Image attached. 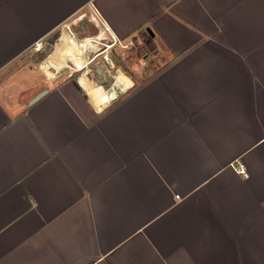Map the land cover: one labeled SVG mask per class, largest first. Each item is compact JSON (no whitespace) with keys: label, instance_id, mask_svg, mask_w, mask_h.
Wrapping results in <instances>:
<instances>
[{"label":"crops","instance_id":"crops-1","mask_svg":"<svg viewBox=\"0 0 264 264\" xmlns=\"http://www.w3.org/2000/svg\"><path fill=\"white\" fill-rule=\"evenodd\" d=\"M0 264H264V0H0Z\"/></svg>","mask_w":264,"mask_h":264},{"label":"rangeland","instance_id":"rangeland-1","mask_svg":"<svg viewBox=\"0 0 264 264\" xmlns=\"http://www.w3.org/2000/svg\"><path fill=\"white\" fill-rule=\"evenodd\" d=\"M63 34H65V33H62V35ZM52 58V57H51ZM53 58H56L57 60H60V59H58L57 57H53ZM68 58H70V59H68ZM69 60V61H68ZM64 62V61H63ZM87 62V59L85 58V56H84V52H83V50H82V48H79L78 49V51L77 52H75L74 54H71V55H69V57H67V59H66V63H64V64H62V63H59V65H60V68L62 67H81L83 64H85ZM62 64V65H61ZM68 64H69V66H68ZM59 67V66H58ZM49 74V73H48ZM85 75H86V73H84ZM88 74V73H87ZM87 76V75H86ZM122 76L123 75H121V74H117V76H115L116 77V80H118V79H122ZM82 77V76H81ZM94 81L95 80H97V79H95V77L92 75V76H90ZM118 78V79H117ZM81 79V78H80ZM108 79V80H107ZM105 81H106V83L103 85L104 86V88H107L108 87V85H110V83H111V81H113L112 80V77H108ZM115 80V81H116ZM108 82H110V83H108ZM112 84V83H111Z\"/></svg>","mask_w":264,"mask_h":264},{"label":"built area","instance_id":"built-area-1","mask_svg":"<svg viewBox=\"0 0 264 264\" xmlns=\"http://www.w3.org/2000/svg\"><path fill=\"white\" fill-rule=\"evenodd\" d=\"M103 28H104V31H106V32H108L109 33V37H110V39H111V43H110V45H108V47H112L115 43H116V40H115V37L112 35V34H110V31H109V28L107 27V26H103ZM37 49H39V47L37 46L36 47ZM105 58V57H104ZM106 59V58H105ZM238 170L239 171H241V172H243V175H245L244 174V167L242 166V165H239L238 166Z\"/></svg>","mask_w":264,"mask_h":264},{"label":"bare ground","instance_id":"bare-ground-1","mask_svg":"<svg viewBox=\"0 0 264 264\" xmlns=\"http://www.w3.org/2000/svg\"><path fill=\"white\" fill-rule=\"evenodd\" d=\"M65 40L68 41L67 38H65ZM62 41H63V40H62ZM73 42H74V40H73ZM96 46H97V45H96ZM94 49H95V48H94ZM51 60L54 61L57 65H59V63H60V62L57 61L56 58H51Z\"/></svg>","mask_w":264,"mask_h":264}]
</instances>
